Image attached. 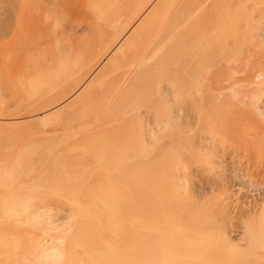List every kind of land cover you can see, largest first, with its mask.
I'll use <instances>...</instances> for the list:
<instances>
[{
  "label": "bare ground",
  "instance_id": "bare-ground-1",
  "mask_svg": "<svg viewBox=\"0 0 264 264\" xmlns=\"http://www.w3.org/2000/svg\"><path fill=\"white\" fill-rule=\"evenodd\" d=\"M0 50L7 60V70H3L6 75H0V103H7L3 105L5 108L12 101H9L12 92H25L28 87L35 95L38 89L50 88L52 81L55 84L53 91L50 92L51 88L45 91L53 101L47 96L46 100L50 99V106L61 107L55 111L49 106L43 109L40 103V110L36 104L43 117L36 120L38 128L29 124L33 129L27 126L26 133L36 140L39 136L59 141L74 139L68 144L70 154L78 153L72 149L77 143L86 145L83 159L93 161L97 169L109 173L98 185V196H87L78 202L77 216L62 219L60 213L59 217L58 212L52 214L62 220V231H55V226L47 231V215L54 220L52 209L47 207L51 211L48 213L44 209L46 204L43 206L47 214L43 220L40 215L44 211L39 215L37 212L42 207L35 209L37 194L34 199L26 194L29 188L24 193L15 190L16 194L0 203L3 219L29 224L27 228L19 227L21 231L24 228L16 240L21 247H16L13 239L0 235V247L16 253L17 261L12 257V264H264V207L260 208V199L259 208L251 205L254 203L251 199L248 205L244 202L246 206L237 202L236 207L232 201L235 207L227 203L224 207L227 198L223 202L222 190L220 195L213 198V194L210 201L203 202L199 194L202 189L198 188L203 184L192 183L193 173L186 170L188 175L184 174L185 161L196 159L195 155L176 161L177 151L168 149L163 153L157 144L177 139L178 143L172 146L182 145L178 140L185 132L182 125L190 126L206 111L210 127L205 129L212 132L207 134L211 136L212 149L208 147L207 152L206 146L204 151L214 154L207 156L203 151L196 159L198 162H193L199 164L193 166L194 170L207 173L205 178L196 173L203 178L201 183H212L213 193L225 190L221 185L225 186L223 176L216 171L219 166L214 165H222L231 155L238 160L244 156L245 162L239 167L250 163L252 167L250 155L260 151L262 160L258 164L259 168L264 167V0H0ZM25 71L31 78H26ZM219 94L224 97L217 98ZM215 99L224 108L208 113ZM21 100L18 105L29 99ZM41 100L45 98H40L38 104ZM30 106L28 115L40 112ZM238 106L240 112H236ZM3 109L0 111L6 112ZM49 109L51 112L45 111ZM248 111H252L250 115ZM15 112L10 114L14 117ZM6 122L4 126L10 121ZM196 132L193 135L197 136ZM205 140L204 145L208 143ZM186 144L183 148H189ZM187 148L185 151L192 154L193 149L190 152ZM148 158L153 160L150 166ZM235 162L230 164L233 166ZM68 165L64 171L60 167L47 171L53 175L62 172L59 175L68 181H76L81 165H74L70 171ZM180 168H184L182 176L179 175L184 178L181 184L176 182L177 174L174 175ZM36 184L33 187L42 183ZM258 191L264 193V185ZM52 229L59 233L52 236L60 239L52 241L55 244L48 250L43 249L41 256H31L33 249L40 248L37 245L43 242H39V236L51 235ZM32 257L34 261L41 258L35 263Z\"/></svg>",
  "mask_w": 264,
  "mask_h": 264
},
{
  "label": "rangeland",
  "instance_id": "rangeland-1",
  "mask_svg": "<svg viewBox=\"0 0 264 264\" xmlns=\"http://www.w3.org/2000/svg\"><path fill=\"white\" fill-rule=\"evenodd\" d=\"M3 51L2 50H0V58L2 59H0V70H1V72H0V75H1V73H2V75H3V73H5V75H6V72H4L3 70L5 69V71L7 70V68H5V67H7V65H6V63H7V60H6V57H5V59H4V57H3V55L2 54H4V53H2ZM5 56V55H4ZM5 60V61H4ZM4 66V68H2ZM28 72V71H27ZM26 71H25V74H26V78L27 79H29L28 77H30V75L27 73ZM30 73V72H29ZM5 75L4 76H2L3 77V79H5L4 77H5ZM28 75V76H27ZM1 77V76H0ZM7 77V76H6ZM31 78V77H30ZM1 79V78H0ZM52 84H54L53 83V81L51 82V86H49L50 88H48V87H45V88H41V89H38L36 92H35V95L34 94H31L30 93V90H29V88L27 87V88H25L24 89V91L25 92H23V90L22 91H20V92H12V94H11V97H10V95H9V99H7V100H9V101H11V102H13L14 101V104L13 103H11V102H9V101H7V102H9L8 103V105H7V109L5 108V106H3L4 104H7V103H4L2 106H0V107H3V108H0V110L1 109H3V112H4V110H6V112H4V113H2L1 111H0V117L2 116V118L0 119V122H1V124L0 125H2V126H0V203H2L3 201H5V200H7V199H10L11 198V195H13V194H16L17 193V190H18V192L20 191L21 192V190H23L21 193H24V190H25V192H27V189L26 188H29L28 189V192L26 193V194H30L31 195V197H33L32 199H34V195H36V196H38V197H35V198H38V201L40 202V200H41V202L40 203H38V201H37V204H38V206H37V204H36V200H34V202H35V205L38 207H36L35 209L37 210V209H39L40 207H42V208H40V210H38L37 212H38V215L41 213V212H43L44 211V209L46 210V209H48V208H50L49 210H51L53 213H51V211H49L50 213H51V215L52 214H55L56 215V213L58 212V217H59V213L61 214L60 216H62V217H59V218H62V219H64V217L66 218V217H68V215H71V217H73L72 215H74V216H77V214L79 213V208L78 207H80V205H77V204H79L80 203V200H84L87 196H90V197H95V196H98V194H97V192H98V185L100 184V183H103L106 179H105V177L107 176V175H109V173H106V172H102V171H100L99 169H97L96 168V166L94 165V162L93 161H91V160H85V159H83L84 157H85V152L84 151H86L85 149H84V147L86 146V145H80L79 143H77L75 146V148L76 149H78V148H81V147H83V150H76L74 147H72V149L73 150H75V151H77L78 153L77 154H75V153H71L70 154V151H71V147H69V146H71V145H68L69 143H73V141H74V139H69V140H62V141H59L57 138H52V137H50L49 135V137L51 138H49L50 139V141H48L49 139L47 138V136H45L46 138H43L44 136H39L38 138H39V140H36L34 137L32 138V136L29 134V133H26V132H28V131H26L27 130V128H29V127H27V126H30L29 124H34V127H33V125H32V127L33 128H38L39 127V125H38V122L36 121L38 118H42L43 116L41 115V113H42V111H40L41 109V105L43 104L44 106H42L43 107V109H45L44 107H51L54 111H55V109L57 110L58 108H60L61 107V105H59L60 107H57L58 105H51L50 106V104L49 103H52L51 101H53V99H52V96L50 97V96H48V94L46 93V92H48L49 91V89H50V92H51V90L53 89V85ZM55 85V84H54ZM56 88H57V84H56V87H55V89H54V92L56 93L57 91H56ZM48 91H47V90ZM46 91V92H45ZM53 91V90H52ZM22 93H24L23 94V96H24V98H22L23 96H22ZM47 94V95H45V94ZM53 93V92H52ZM51 93V94H52ZM55 93H53V96H54V94ZM44 94V95H43ZM14 95H16V96H14ZM18 95H21V97H19V99H17V97H18ZM31 95V96H30ZM34 95V96H33ZM14 96V97H13ZM26 96H28V98H26ZM43 96V97H42ZM46 96L47 97H49V98H51L52 100L50 101V99H48V100H46ZM29 97H32V98H29ZM222 97H224V94L221 96L220 94H219V96H217V98H222ZM38 98V99H37ZM40 98H42V99H44L45 98V100L44 101H47V103L49 104H47L46 105V103L44 104V101L43 100H41L40 102H39V104H38V101H39V99ZM23 100L24 99V101H26V99H29V100H27V101H29V102H24V103H21V105H18V100ZM32 101H31V100ZM219 99H215L216 101L213 103V107L211 106V108H209L210 110H208L207 109V111H208V113H209V111H211L212 113H217L218 111H220L221 109H223L224 107H221V106H219L220 104H219ZM22 100L20 101V102H22ZM33 100H35V101H33ZM36 100H37V102H36ZM43 101V102H42ZM50 101V102H49ZM36 102V103H35ZM12 105H11V104ZM17 103V104H16ZM35 103V104H34ZM40 103H42V104H40ZM27 104V105H26ZM30 104L32 105V104H34V106L33 107H35V105L37 104V108H39L38 110L40 111L39 113H35V114H33L32 112V114L30 113V115H28V112H30L29 111V109L30 108H28L29 106H30ZM57 104H59V103H57ZM16 105H18V106H16ZM25 105L27 106V108L25 107ZM9 106H12V107H10L11 109V112H10V110H9ZM19 106H21L22 108H23V106H24V110L22 109L21 110V107L20 108H17V107H19ZM39 106V107H38ZM220 108H219V107ZM14 107L17 109L16 110V112L14 111ZM31 107V106H30ZM33 107H31L32 108V110H34L33 109ZM48 107V108H49ZM53 107H55V108H53ZM216 107V108H215ZM239 107L240 106H238L237 108L238 109H236V112H240L239 110L241 109V107H240V109H239ZM12 108H13V111L15 112V116L13 117L12 116V114L14 113H12ZM26 108V109H25ZM36 108V107H35ZM37 108H36V111H38L37 110ZM214 108V109H213ZM218 108V109H217ZM19 110H20V112H19ZM31 110V111H32ZM52 110V111H53ZM206 110V109H205ZM234 110H235V108H234ZM7 111L9 112L8 113V116H7ZM26 111H28V112H26ZM35 111V110H34ZM44 111V110H43ZM45 111H50L51 112V109H49V110H45ZM44 111V112H45ZM201 111H204L203 109L201 110ZM205 113H203V112H201V115H200V119H197V120H195L194 122H196V123H194V122H190V123H192V124H190L189 123V125L190 126H192L193 124V126H195V127H190V126H187L185 123V126H184V124L182 125V128H184L183 129V131H185V132H183V135L181 136L182 138H179L178 140L179 141H181V142H183L182 143V145H181V143H180V145H176V146H172V145H175V143L177 142L178 143V141H177V139H176V142L175 141H170V142H168V141H162V142H158L157 144H158V149L160 150V148H161V152H163V153H165V151H167L168 149L169 150H171V149H174L175 151H177V152H175V155H177V160L176 161H181V158H179V157H182V160H185V159H183V158H186V160L188 159V158H191V156L192 155H195L194 156V158H196L197 160H198V158H199V154L201 155V152H203L204 151V148H206V146H207V149H206V151L207 152H209V150L210 149H208V147H212L211 145H212V142H211V140H210V138H211V136H208V135H212L210 132H208V128L210 127L209 125H210V123L208 122L209 120H207V118H209V115L206 113V111H204ZM210 112V113H211ZM250 112V113H249ZM251 112L252 111H248V113H249V115L251 114ZM1 113L2 114H4V116L6 117V118H4L3 117V115H1ZM10 113H12V114H10ZM18 113V114H17ZM23 113H27V115H25V114H23ZM229 113V112H228ZM244 113H246L247 114V112H245V110H244ZM17 114V115H16ZM19 114H21L19 117H17L16 118V116H18ZM23 114V115H22ZM10 115V116H9ZM204 115H205V117H204ZM9 117V118H8ZM11 117V118H10ZM13 117V118H12ZM21 117V118H20ZM34 117V118H33ZM207 117V118H206ZM15 118H16V120H15ZM19 118H20V122H22L21 124H19V122L17 121V120H19ZM29 118V119H28ZM36 118V119H35ZM5 119V120H4ZM7 119H8V121H7ZM9 119H11V120H9ZM27 119V120H26ZM2 120H4V123H3V121ZM12 120L14 121L13 123H14V125H13V123H12ZM22 120V121H21ZM26 120V121H25ZM35 120V121H34ZM39 120V119H38ZM9 122V123H7V122ZM15 121H17V122H15ZM32 121V123H29V122H31ZM37 122V123H34V122ZM5 122L7 123V125H5L4 126V124H5ZM3 123V124H2ZM264 123V122H263ZM17 124H18V126H17ZM26 125V129H25V133L23 132L24 131V129H23V127L25 128V126L24 125ZM28 124V125H27ZM36 124V125H35ZM196 124V125H195ZM204 124H205V126H204ZM262 124V123H261ZM10 125V126H9ZM36 126V127H35ZM184 126V127H183ZM203 126V127H202ZM263 126V125H262ZM7 127V128H6ZM31 127V126H30ZM30 128V129H33V128ZM187 127V128H186ZM206 127H208L207 129H205ZM11 128V129H10ZM189 128V129H188ZM186 129H188V131L186 130ZM191 129H194V131H192ZM203 129V130H202ZM211 129V128H210ZM209 129V131H211ZM19 130V131H18ZM201 130V131H200ZM198 132V134H197V136H196V134H194L193 135V133L194 132ZM199 131H200V133H199ZM206 133H205V132ZM10 132V133H9ZM13 132H17V134H18V132H19V134L18 135H14V133ZM20 132H23V133H20ZM188 132L190 133L189 135H188ZM193 132V133H192ZM196 132V133H197ZM203 132H204V134H203ZM5 133V134H4ZM12 133H13V135H12ZM192 133V134H191ZM210 133V134H209ZM21 134H26V135H21ZM208 134V135H207ZM30 137H29V136ZM201 135H203L202 137H204V135H207L208 137H209V139L207 140V138L206 137H204V138H202V137H200ZM7 136V137H6ZM20 136V137H19ZM192 136H195V137H192ZM191 137V138H190ZM37 138V139H38ZM183 138H185V139H183ZM193 138V139H192ZM197 138V139H196ZM205 138H206V140H205ZM41 139H43V140H41ZM44 139H46V140H44ZM56 139V140H55ZM180 139H183V140H180ZM43 141V142H41V141ZM190 140V141H189ZM192 140H195L196 142H192ZM202 140H205V141H207L208 143L210 142V146H209V144L207 143V144H203L204 143V141H203V143H202ZM44 141H46L45 143H46V146L43 144L44 143ZM56 141V142H55ZM198 141H201V143L203 144V145H201V143L200 142H198ZM51 142V143H50ZM62 142H65V143H62ZM166 142H168L167 144H166ZM172 142V143H171ZM175 142V143H174ZM174 143V144H173ZM176 143V144H177ZM188 144V147L190 148H187V147H185V148H187L190 152L192 151L191 149H193V152H192V154H190V153H188L187 151H185V148H183L184 146L183 145H185V144ZM191 143H193L194 145H192ZM198 143H199V145H198ZM206 143V142H205ZM31 146H30V145ZM39 144H42V145H39ZM91 144V143H90ZM186 144V145H187ZM192 145L193 146V148H191L192 146H190V145ZM68 145V146H67ZM91 145H93V143L91 144ZM201 145V146H200ZM36 146V147H35ZM39 146H41V147H39ZM44 146V147H43ZM196 146V147H195ZM204 146V147H203ZM48 147V148H47ZM53 149H52V148ZM69 147V148H68ZM176 147L178 148V149H176ZM194 147L197 149V150H200V148H201V150H200V152L199 151H197L196 149H194ZM200 147V148H199ZM38 148H43V149H39L40 151L42 150H44V152H42V153H40V154H38V152H39V150H38ZM46 148L48 149V150H46ZM166 148V149H165ZM180 148L182 149V150H180ZM82 149V148H81ZM203 149V150H202ZM212 149V148H211ZM25 150V151H24ZM168 150V151H169ZM24 151V152H23ZM37 151V152H36ZM186 152V153H184V154H188L189 156H187V155H184L183 153H181V152ZM206 151H204L203 153L205 154V152ZM26 152V153H25ZM206 152V153H207ZM211 152V151H210ZM260 151H257V150H255V151H253L252 152V154H253V156H252V154L250 155L251 156V161H252V163L254 164V165H252V167H251V163L249 164V165H246L247 166V169H246V166L245 167H243V166H238V164L240 165V163H244L245 162V158H244V156L242 155V156H240L239 157V160H238V158H236V159H234V158H232V155L231 156H229L228 157V159L225 161V162H227V163H223L222 165H221V167H220V165L218 164V165H214V167H216V166H219V168H217L216 169V171H217V173L218 172H220V173H218L219 174V176L222 178V176H223V182L225 183L224 185L225 186H223V184H221L222 185V188L224 187V188H226V189H228L227 191H226V189L224 190V189H221V192H218V193H213L212 192V187H211V185L210 184H212V183H201V182H203L204 180H203V178H205V174H207V173H202L200 170H198L197 168L194 170V168L196 167V165H197V167H198V161L196 160V159H194V160H196L197 162L195 163V164H193V162H194V160H193V158L192 159H188V160H191V161H187V163H186V161H185V170H184V168H183V170H184V174L186 175H188V173L187 172H191V173H193V177L195 178V179H193V181H192V183L193 184H195V182L194 181H197L198 183V185H200V184H203V186H198V185H196V186H198V188H201L202 189V193H199V194H201L202 195V201L203 202H205V203H207L208 201H210L211 199V197L213 196V194H214V196H213V198L214 197H216L219 193H223L224 191V194L222 195L223 196V198L225 197V198H227V202H225L226 201V199L223 201V202H225V206H224V203H223V206L224 207H226V203H227V206H231L233 203H232V201L236 204V207H238L237 206V202H240V203H242V204H240L241 206L243 205V203L244 202H246L247 203V205L249 204V202H250V199L254 202L253 204H252V202H251V205H254V204H256L255 206L256 207H258L259 208V206H258V204H259V202L261 203V204H259L260 205V208H262V207H264V205H263V203H264V196L262 195V199L260 198L261 197V194H264L262 191L261 192H257V190L262 186V185H264L263 183H264V167H261V168H259V161L260 160H262V155H261V152L259 153ZM37 153V154H36ZM194 153V154H193ZM202 153V154H203ZM159 154V153H158ZM183 154V155H182ZM212 154H214L213 153V151H212ZM212 154H210V153H207V154H205V155H207V156H210V155H212ZM72 155V156H71ZM78 155V156H77ZM261 155V156H260ZM149 156H151V158L152 159H154V157L152 156V155H149ZM148 156V157H149ZM156 158H155V161H157L156 159H157V157H158V155H156L155 156ZM193 157V156H192ZM231 157V158H230ZM258 157H259V159H258ZM151 158H148V166H150V163L149 162H151V161H153ZM175 158H176V156H175ZM208 158V157H207ZM213 158V157H212ZM215 158H217V155H215V157H214V159ZM243 158H244V160H243ZM261 158V159H260ZM219 159V158H218ZM230 159H232V160H230ZM258 159V160H257ZM193 160V161H192ZM233 160H235L236 162L234 163V165L232 166L230 163L233 161ZM216 161V160H215ZM229 161V162H228ZM238 161V162H237ZM7 162V163H6ZM189 162V163H188ZM191 162V163H190ZM256 162V163H255ZM2 163V164H1ZM3 163H4V165H3ZM58 163L60 164V165H58ZM155 163V162H154ZM177 163V162H176ZM222 163V162H221ZM6 164V165H5ZM68 164H72V165H68ZM189 164H190V167H187L186 165H188L189 166ZM227 164H229L228 165V167L226 168V166H227ZM255 164H256V166H255ZM65 165H68L69 166V171L71 170V169H73L75 166L74 165H81V170H80V175H79V177L77 178V180L76 181H72V179L70 180V181H68V179H65V177L63 176V175H59L60 173H62V172H59V174H56L55 173V175H53L52 173H49L48 171H47V168H50L51 167V169L53 170H55V169H58V167H60V170L61 171H64V169H66L67 167L65 166ZM195 165V166H194ZM28 166H30V167H28ZM33 166V167H32ZM62 166V167H61ZM193 166H194V168H193ZM237 166V167H236ZM250 168H249V167ZM255 166V167H254ZM225 169H224V168ZM242 167L244 168V170H246V171H243V169H242ZM2 168V169H1ZM190 169V170H188V169ZM191 168H193L192 170H191ZM232 168V169H231ZM257 168V169H256ZM181 169V170H180ZM179 169V171L177 170V172H174L175 174L174 175H176V177H179V179L177 180L176 179V177H175V179L177 180L176 182H178V183H183V181H184V178H181L180 176H182V173H183V170H182V168H180ZM227 169V170H226ZM18 170L20 171V172H18ZM25 170V171H24ZM29 170H31V173H30V171ZM186 170H187V172H186ZM220 170V171H219ZM229 170V172H226V171H228ZM254 170V171H253ZM258 170V171H257ZM35 171V172H34ZM174 171H176V169L174 170ZM181 171V172H180ZM197 171V172H196ZM233 171V172H232ZM256 171V172H255ZM47 172V173H46ZM199 172L201 173V175H203V178L201 177H197L198 175H199ZM235 172H237V173H235ZM32 173L34 174V175H32ZM190 173V174H191ZM196 173L198 174V175H196ZM221 173H223V174H221ZM227 173V174H226ZM230 173V174H229ZM233 173V174H232ZM39 174H41L42 176H40L39 177ZM226 174V175H225ZM238 174V175H237ZM240 174V175H239ZM246 174H247V176H246ZM4 175V176H3ZM31 175V176H30ZM180 175V176H179ZM200 175V176H201ZM26 176V177H25ZM218 176V177H219ZM228 176H230V178L232 177V180L228 177ZM233 176L235 177V178H238V179H236L235 180V178H233ZM243 176V177H242ZM20 177V178H19ZM33 177V178H32ZM39 177V178H38ZM174 177H173V179H174ZM187 177V176H186ZM189 177L191 178L192 176H190L189 175ZM226 177H227V179H226ZM36 178V179H35ZM37 178H38V181H37ZM220 178V179H221ZM228 178H229V180H228ZM241 178H243V179H241ZM25 179V180H24ZM29 179V180H28ZM70 179V178H69ZM189 178H187V180H188ZM192 179V178H191ZM200 179H202V180H200ZM221 179V180H222ZM36 181L38 184H36V182H34L33 183V181ZM47 180V181H46ZM18 181V182H17ZM20 181V182H19ZM175 181V180H174ZM189 182L191 181L190 179L188 180ZM240 181V182H239ZM42 184H41V183ZM235 182V183H234ZM19 183H21V184H23V186L21 187V186H19L18 184ZM25 183V184H24ZM45 183V184H44ZM55 183V184H54ZM191 182H190V184H192ZM200 183V184H199ZM222 183V182H221ZM232 183V184H231ZM33 184L35 185H43L42 187H40V186H37V187H33ZM195 185H193V186H195ZM236 185V189H239V190H236L235 189V187L234 186ZM240 187H239V186ZM256 185V186H255ZM258 185V186H257ZM15 186V187H14ZM24 186H29V187H25L24 188ZM47 186V187H46ZM33 187V188H32ZM12 188V189H11ZM20 188H22V189H20ZM34 188H36V189H34ZM229 188L231 189V188H234V189H231V190H233V191H231V190H229ZM243 188V189H242ZM249 188V189H248ZM2 189V190H1ZM11 189V190H10ZM34 189V190H33ZM240 189H242L241 190V192H240ZM10 190V191H9ZM15 190H16V193H15ZM29 190H31V192L29 191ZM33 190V191H32ZM46 190V191H45ZM197 190V189H196ZM222 190H223V192H222ZM248 190V191H247ZM249 190H251V191H249ZM253 190V191H252ZM120 191L122 192V188L120 189ZM231 191V192H230ZM10 192V193H9ZM14 192V193H13ZM33 192V193H32ZM54 192H56V193H54ZM232 192H236V195H234ZM243 192H244V195H242L243 194ZM254 192H255V194H254ZM225 193H226V195H225ZM229 193L231 194V195H229ZM252 193H253V195H256V193H258L257 194V196H251L252 195ZM79 194V195H78ZM227 194H228V196H227ZM237 194H238V196H240V197H237ZM45 195V196H44ZM48 195V196H47ZM49 195H51V197L49 196ZM216 195V196H215ZM220 195V194H219ZM234 195V196H233ZM259 195V196H258ZM53 196V197H52ZM221 196V197H222ZM254 198V200L251 198ZM63 197V198H62ZM230 197V198H229ZM247 197V198H246ZM256 197V198H255ZM240 199V201L238 200V199ZM45 199V200H44ZM69 199V200H68ZM229 199V200H228ZM236 199V200H235ZM243 199H245V201H243ZM260 199V200H259ZM44 200V201H43ZM68 200V201H67ZM78 200V201H77ZM246 200H249V201H246ZM255 200H257V201H255ZM258 200H259V202H258ZM262 200V201H261ZM42 201L43 202H46V203H42ZM50 201V202H49ZM75 202V203H73V202ZM77 201V202H76ZM228 201H231V202H229L228 203ZM236 201V202H235ZM242 201V202H241ZM79 202V203H78ZM45 204H46V206H45ZM77 205V206H76ZM238 205H239V203H238ZM239 205V207H241ZM43 206H45L44 207V209H43ZM75 206H76V208H75ZM233 206V205H232ZM243 206H246V204L244 203V205ZM48 207V208H47ZM233 207H235V206H233ZM233 207H231V208H233ZM59 209V210H56V209ZM229 209H230V207H228ZM77 210V212H76V210ZM231 210V209H230ZM47 210H46V212H48ZM55 211V212H54ZM69 211H72V212H69ZM48 212V213H49ZM66 213V214H65ZM68 213V214H67ZM69 213H71V214H69ZM73 213V214H72ZM28 214H30V213H28ZM33 213H31V216H33L32 215ZM44 214H46L45 213V211H44V213H41V218L43 219V220H46L47 218H48V221L47 222H49V221H53V222H49V224L47 223V222H45V226H47L46 228L48 229V228H50V226H51V228H53L54 226L56 227V229H55V227L53 228L55 231L58 229L59 231H62L61 229V226L63 227V223H61L62 222V220L60 221V219H56L55 217H57V216H55L54 217V215H52V217H54V220L51 218V216L50 215H47V218L45 217V216H43ZM64 214V215H63ZM70 217V216H69ZM46 218V219H45ZM78 218H79V216H78ZM52 219V220H51ZM55 219H56V221H55ZM80 219V218H79ZM129 219V218H128ZM58 224V222L60 221V223H61V225L60 224H58V226H60V227H57L56 225H55V222ZM64 222V225H65V221H63ZM67 222H68V220H67ZM22 223V224H21ZM54 223V225L52 226L51 224H53ZM47 224V225H46ZM11 225V226H10ZM28 223L26 222V221H22V222H14V221H7L6 219H3L2 217H1V215H0V235H1V238H3V239H6V238H8L9 240H11V239H13L14 240V245H17L16 247H21V243L19 244V241L18 242H16V240H18L17 238L20 236L21 237V235H22V233H23V229H22V231L19 229V227H28ZM5 226V227H4ZM14 226H15V228H14ZM45 226H44V228H45ZM49 226V227H48ZM25 228V229H26ZM50 228V229H51ZM61 228V229H60ZM51 230V235H47V234H45V237H44V235H42V237H40L39 236V238H38V235L36 234V236H35V238H38V240H39V242H41V241H43V242H41V243H39L37 246H40V248L39 247H37V249H33V251H32V253H31V256H33V254H34V257H38V256H41L42 254H43V252L44 251H42L43 249L45 250V248H47V250L49 249L48 247H51L50 245H54L56 242H55V240L59 237H53L52 236V234L55 236H57L58 234H55V232H54V230ZM2 230H4V231H2ZM58 230H57V232H58ZM44 231H46V230H44ZM47 231H49V229L47 230ZM54 233H53V232ZM4 235H3V234ZM45 233H47V232H45ZM62 233V232H61ZM60 233V235H61V237H62V234ZM50 236V237H49ZM16 238V239H15ZM45 238V239H44ZM48 238H53V240H51L50 241V239H49V242H51L50 244L48 243ZM44 239V240H43ZM60 239V237L58 238V240ZM58 240H56V241H58ZM47 241V242H46ZM52 241H54V242H52ZM53 243V244H52ZM19 244V245H18ZM44 247V248H43ZM39 249H40V251H39ZM25 251V250H24ZM24 251H22L20 254L22 255V253L24 252ZM8 252V253H7ZM7 252H5L4 251V249L2 248V247H0V264H12V262H14V260L15 261H17V257L15 258V251L13 252L12 250H10V252L9 251H7ZM26 252V251H25ZM36 252L37 253H40V255L39 254H37L36 255ZM12 255H14V256H12ZM20 256V255H19ZM12 257H14L15 259L14 260H10ZM41 258V257H40ZM40 258L38 259L37 258V260H38V262H39V260H40ZM33 259H35V258H33L32 257V260ZM20 260V259H19ZM36 260V261H37ZM36 261H34L33 260V262H35L36 263ZM32 262V263H33ZM37 262V263H38ZM16 264H17V262H16ZM34 264V263H33ZM40 264V263H39Z\"/></svg>",
  "mask_w": 264,
  "mask_h": 264
}]
</instances>
